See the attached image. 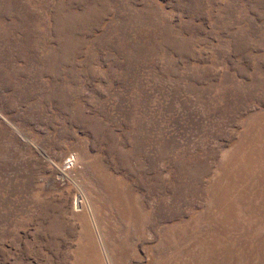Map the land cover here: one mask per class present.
I'll use <instances>...</instances> for the list:
<instances>
[{
  "label": "rangeland",
  "instance_id": "rangeland-1",
  "mask_svg": "<svg viewBox=\"0 0 264 264\" xmlns=\"http://www.w3.org/2000/svg\"><path fill=\"white\" fill-rule=\"evenodd\" d=\"M0 264H264V0H0Z\"/></svg>",
  "mask_w": 264,
  "mask_h": 264
}]
</instances>
